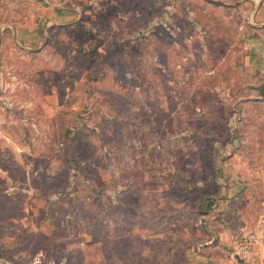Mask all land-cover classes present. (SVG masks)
I'll list each match as a JSON object with an SVG mask.
<instances>
[{"label": "rangeland", "instance_id": "1", "mask_svg": "<svg viewBox=\"0 0 264 264\" xmlns=\"http://www.w3.org/2000/svg\"><path fill=\"white\" fill-rule=\"evenodd\" d=\"M53 3L80 19L1 51L0 264H264V74L232 11Z\"/></svg>", "mask_w": 264, "mask_h": 264}, {"label": "crops", "instance_id": "2", "mask_svg": "<svg viewBox=\"0 0 264 264\" xmlns=\"http://www.w3.org/2000/svg\"><path fill=\"white\" fill-rule=\"evenodd\" d=\"M210 1L232 11L229 16L235 19L233 24L241 37V64L251 74H264V0ZM20 8L21 14L16 21L10 19L0 24V89L3 75H6L5 62L1 55L5 46L13 43L15 47L25 51L40 49L53 27L66 26L77 22L81 17L77 9L56 5L53 0H20ZM236 188L238 192L244 190L242 185H237ZM245 229L246 227L243 228ZM253 240L257 246L263 243L264 237L256 234ZM192 260L193 264H209V259L202 255Z\"/></svg>", "mask_w": 264, "mask_h": 264}, {"label": "built area", "instance_id": "3", "mask_svg": "<svg viewBox=\"0 0 264 264\" xmlns=\"http://www.w3.org/2000/svg\"><path fill=\"white\" fill-rule=\"evenodd\" d=\"M251 245H252V243L245 241L244 243H242L240 245V252L239 253L247 255L250 251Z\"/></svg>", "mask_w": 264, "mask_h": 264}]
</instances>
